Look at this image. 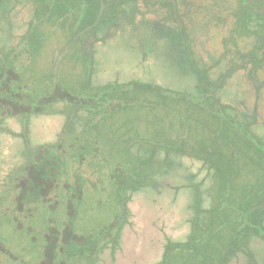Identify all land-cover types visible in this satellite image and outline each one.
I'll return each instance as SVG.
<instances>
[{
    "label": "trees",
    "instance_id": "16d2710c",
    "mask_svg": "<svg viewBox=\"0 0 264 264\" xmlns=\"http://www.w3.org/2000/svg\"><path fill=\"white\" fill-rule=\"evenodd\" d=\"M83 1V6L72 0L42 4L45 19L34 11L13 44L5 39L2 22L19 2L0 0V133L18 136L14 148L23 156L22 162L9 171L7 187L0 190V232H4L0 233V263L96 264L107 245L118 246L130 193L142 189L162 193L167 181L174 206L179 196L189 199L178 206L181 214L188 213L182 222L188 224V229L184 240L165 239L155 264H234L240 260L241 264H264L256 253L260 251L264 259V169L258 183L255 178L247 183L250 187L241 183L236 187L239 191L249 189L241 194L239 203L227 206L232 210L228 214L223 209V194L214 206L202 204L203 180L190 182L179 162L184 156L196 159L208 164V171L213 168L221 174L236 155L255 164L264 158V141L250 129L255 116L252 114L248 120L236 118L216 94L234 69L264 59V0H236V7L228 6L234 21L223 40L227 49L221 56L231 54L227 51L233 47L235 61L216 78H210L208 68L195 61L177 1H155L164 3L175 20L176 28L166 30L182 46L187 68L194 73V94L136 78L95 84L92 45L100 39L98 29L116 20L121 4L127 0ZM63 7L62 28L68 29V45L78 48L76 61L83 64L77 73L78 82L72 84L58 80L53 75L55 69L41 78L27 75L42 46L39 38L43 35L38 27L44 21L50 22L49 8L60 11ZM91 7H95L93 12L89 11ZM217 20L224 25L223 16ZM251 35L255 40L251 50L241 52L239 41ZM259 51L261 59L257 57ZM69 57L74 61L73 66L69 65L71 69L77 65L71 54ZM59 100L65 101L59 132L53 140L32 146L27 137L29 120L33 115L52 114L49 109ZM204 107L207 115H215L221 124L213 131V141L208 142L198 138V132L192 137L185 134L186 130L190 134L185 125L193 121L192 116H197L203 129L207 128L198 117V110ZM15 116L20 117L21 130L8 132L3 121ZM217 136L222 143L216 141ZM20 139L23 147L18 146ZM238 176L235 172L224 179L227 187L220 193L235 190ZM109 184L115 186L118 209L111 215L115 224L84 231L87 198ZM6 223L12 227L8 237ZM22 236L24 245L17 242ZM254 237L259 240L252 243Z\"/></svg>",
    "mask_w": 264,
    "mask_h": 264
},
{
    "label": "rangeland",
    "instance_id": "374dc122",
    "mask_svg": "<svg viewBox=\"0 0 264 264\" xmlns=\"http://www.w3.org/2000/svg\"><path fill=\"white\" fill-rule=\"evenodd\" d=\"M17 1L19 3L11 7L6 22H2L5 39L9 38L13 44L24 32L32 13L35 11V13L43 16L42 4H49L52 0ZM72 1L74 4L84 5L83 0ZM155 1L165 2V0H127L121 4V10L116 20L108 21L98 29L97 36L100 39L92 45L94 50L92 78H94L95 84H101L105 80L126 81L136 78L167 88L195 93L194 73L187 68L188 62L184 58L182 46L166 30L176 28L175 20L168 13L164 3ZM176 1L177 10L183 19L195 61L198 65L208 68L210 78H216L235 61L233 47L229 46L227 51V54L228 52L231 54L221 55L225 48L227 49L223 40L230 24L234 21L231 10L229 11L227 8L229 5L231 8L236 7L237 1ZM65 8L63 7L60 11L58 8H49L47 14L49 15L48 18H51L50 22L44 21V25L40 24L38 27V31L43 35L39 38L42 46L35 55L36 63L27 71L28 76L41 78L49 74L51 69H55L53 75L58 80L69 84H72L71 81H77L83 64L80 60L76 61L78 48H72L71 43L68 45L70 38L68 29L62 28L61 22L64 18L60 15ZM94 9L95 7H91L89 11L92 10L93 12ZM77 13L79 14V11ZM218 16H223L224 25L217 20ZM64 26L67 27V23ZM253 42L255 40L252 35L243 38L239 41L238 48L241 52L251 50ZM261 52L259 51L257 54L260 59L262 57ZM70 54L76 61L77 66L72 67L75 70L72 68L71 70L69 67V65L73 66L74 63L69 57ZM23 59L29 61L25 57ZM253 60L255 59L253 58ZM250 62L252 63H245L234 69L216 94L222 103L229 106L228 112L236 118L248 120L253 114L255 123L251 125L250 129L264 141V59L261 63ZM64 107L65 101L59 100L49 109L51 112L53 111L52 114H37L31 117L27 137L32 142V146L55 138L62 126L64 115L61 111ZM198 112V117L201 118L202 123H207V128L203 129L202 124L197 120V116L195 119L192 116L193 121L189 120L185 125V128L190 129V134L187 130L185 134L192 137L195 132H198V138L213 141L211 138L213 131L219 127L218 125L221 126L219 119L215 115H207V107H204L203 110L199 109ZM3 126L8 132L18 133L21 130L20 117L5 119ZM17 138L18 136L11 133H0V190L6 186L9 171L23 160L20 151L14 148L15 142L18 141ZM218 139L217 136L216 141ZM219 143H222V139H219ZM18 146L23 147L21 139ZM161 154L159 155L161 156ZM235 158L233 162L232 160L228 161L229 165L223 167L221 174L217 171L215 173L213 168L208 171L209 166L203 161L185 158V156L180 158L182 172L188 175L190 182L196 183L203 180L201 188L205 195L202 201L204 206H214L223 194L226 199L223 209L231 214L232 210H228L227 206L239 203L242 199L241 194L247 193L249 189L239 191L236 187L240 183L250 187V184L247 183H252L255 178H257L258 183L261 171L264 169V158L256 164L246 162L237 155ZM220 165H223V162ZM82 168L85 169L84 166ZM179 172L181 173V168H179ZM190 172L194 178L191 177ZM235 172L239 175L235 179V190L220 193L224 191L222 189L227 187V183L223 182L224 179L226 180ZM104 181L107 182V180ZM163 184L166 190L162 193L156 194L153 189H142L130 193V198L126 204L127 220L119 233L118 246L107 245L98 255L99 259L96 264H155L160 259L165 239L184 240L188 224L182 222L184 218L188 217V213L181 214L178 206L180 203L185 204V201L189 199L187 196L186 198L179 196L178 205L174 206L170 202L171 195L168 196L167 181H164ZM104 188L94 197L87 198L89 208L84 209V231L90 230L92 232L101 226L109 228L111 224V227L115 224L111 216L118 209L115 186L109 184L108 187ZM88 195L86 197H89ZM219 205L223 204L220 203ZM0 233L1 235L4 234V232ZM10 233H12V227L6 223V236H10ZM258 240L254 237L252 243ZM17 242L24 245L23 236ZM256 253L260 255V260H264L260 251L256 250ZM241 263L240 260L234 264ZM0 264L12 263L6 261V263Z\"/></svg>",
    "mask_w": 264,
    "mask_h": 264
}]
</instances>
